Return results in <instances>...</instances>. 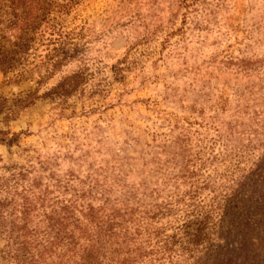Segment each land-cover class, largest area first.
Returning <instances> with one entry per match:
<instances>
[{"label":"rangeland","instance_id":"374dc122","mask_svg":"<svg viewBox=\"0 0 264 264\" xmlns=\"http://www.w3.org/2000/svg\"><path fill=\"white\" fill-rule=\"evenodd\" d=\"M57 2L10 68L0 11V264H264V0Z\"/></svg>","mask_w":264,"mask_h":264},{"label":"trees","instance_id":"16d2710c","mask_svg":"<svg viewBox=\"0 0 264 264\" xmlns=\"http://www.w3.org/2000/svg\"><path fill=\"white\" fill-rule=\"evenodd\" d=\"M59 1V0H58ZM56 0H0V11L2 7L8 9L7 30L12 34L10 56L7 58V65L10 67L22 63L30 56L29 49L33 47L36 35H41L40 26L44 23L48 25L51 32L56 28V24H50L53 18H49V7ZM75 0H60L57 2L60 7L74 3ZM57 34V33H56ZM0 64L6 61V55H1ZM226 207L224 217L231 213ZM227 211V212H226ZM228 264V262L226 263Z\"/></svg>","mask_w":264,"mask_h":264}]
</instances>
